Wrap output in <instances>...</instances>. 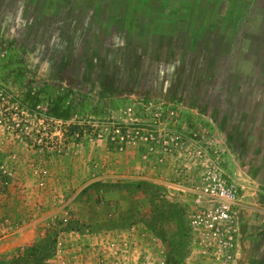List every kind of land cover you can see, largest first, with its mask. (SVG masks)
<instances>
[{
	"label": "rangeland",
	"instance_id": "rangeland-1",
	"mask_svg": "<svg viewBox=\"0 0 264 264\" xmlns=\"http://www.w3.org/2000/svg\"><path fill=\"white\" fill-rule=\"evenodd\" d=\"M0 42L10 89H72L143 123L121 148L90 134L56 147L64 123L38 137L2 107L0 238L36 236L0 259L44 242L46 264H264V0H0ZM216 173L238 193L228 258L192 223Z\"/></svg>",
	"mask_w": 264,
	"mask_h": 264
},
{
	"label": "trees",
	"instance_id": "trees-1",
	"mask_svg": "<svg viewBox=\"0 0 264 264\" xmlns=\"http://www.w3.org/2000/svg\"><path fill=\"white\" fill-rule=\"evenodd\" d=\"M3 50L5 51L0 42V66L5 68L8 61H6ZM13 73L14 71L10 70L5 74H0V110L2 107L8 106L6 108L7 111L9 109L13 112L18 111L20 116L36 119L39 124V126L37 125L39 127L38 137L42 134H48H46V124H48V127H51L56 122L64 123V129L61 130L62 138L51 136L47 143L61 147L67 145L72 137L80 140L86 134L98 138L107 136L106 140L109 149L121 148L123 147V142L132 140L134 142L141 141L137 137L132 138L133 135L126 131L130 125H143L137 118V121L133 123H127L123 120H110L107 118L111 112L108 106L93 105L89 100L85 99L83 94L72 89H56L49 85H45L44 87L33 86V83H23L15 90L10 89L5 81H9L8 79H11ZM133 107L128 109L133 110L134 115L141 114V112L144 115L147 113L143 110L140 111L135 106ZM122 109L123 106L119 107V112ZM74 120V123L69 124ZM144 125H147L146 122ZM19 128L27 135L26 138H29L30 145L33 144L31 138L32 130L28 132L25 127L19 126ZM108 128L111 129L110 132ZM115 131H118L121 136H115ZM61 139H64V141H61ZM149 139L150 137H147V140ZM34 146L38 148L43 147L41 144H35ZM45 244L44 242H39L19 251V254L12 258H2L0 259V264H46L45 261L49 259L52 248L49 243H47L48 247ZM45 251L47 255L43 259L40 256H43V252Z\"/></svg>",
	"mask_w": 264,
	"mask_h": 264
},
{
	"label": "built area",
	"instance_id": "built-area-1",
	"mask_svg": "<svg viewBox=\"0 0 264 264\" xmlns=\"http://www.w3.org/2000/svg\"><path fill=\"white\" fill-rule=\"evenodd\" d=\"M210 197L214 204L194 214L192 223L202 232L206 251L228 258L235 248L237 235L236 184L223 180L221 174L216 173L210 186Z\"/></svg>",
	"mask_w": 264,
	"mask_h": 264
},
{
	"label": "crops",
	"instance_id": "crops-1",
	"mask_svg": "<svg viewBox=\"0 0 264 264\" xmlns=\"http://www.w3.org/2000/svg\"><path fill=\"white\" fill-rule=\"evenodd\" d=\"M182 5H185V4H182ZM185 9H187V8H185ZM168 20H170V18H168ZM196 22H198V21L194 20V23H193V21L190 20V22H188L187 25H189V23H190L189 26H192V25H195ZM176 25H182V21L180 19L177 20L176 21ZM248 103H247V107H246L248 109L244 110L245 106L242 109H238L240 111H243V115L242 116L238 115V113H237L238 110H237L236 114L238 115L237 118L239 119V121H236L237 123L246 124L247 121H249V120H251V118H253L254 113H253L252 108H254L256 106V104L252 103V104L248 105ZM232 105L233 104H230L229 106L231 107ZM235 105H234V107H236ZM240 107L241 106H238V108H240ZM28 228L29 227L25 228V230H27ZM29 230L28 231H24V232H20L15 238H13V240L10 243L9 242L8 243L5 242L6 240L4 238H0V255L3 254V253L8 252V250H13V249L21 246L23 243H26L27 241L33 239L36 236V234H35V232L33 230H30V231Z\"/></svg>",
	"mask_w": 264,
	"mask_h": 264
}]
</instances>
